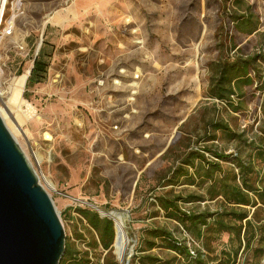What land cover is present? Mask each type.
Segmentation results:
<instances>
[{"label":"rangeland","instance_id":"374dc122","mask_svg":"<svg viewBox=\"0 0 264 264\" xmlns=\"http://www.w3.org/2000/svg\"><path fill=\"white\" fill-rule=\"evenodd\" d=\"M226 1L4 0L0 116L41 177L67 246L82 260L119 264L114 243L105 251L98 233L76 212L97 211L74 201L126 214L127 261L140 264L146 230L177 227L162 213L148 216L146 202L158 186L156 173L168 168L163 155L179 131L201 141L205 122L222 120L248 138L258 135L264 92L248 90L240 114L205 97ZM245 1L260 23L258 33L243 36L231 24L226 29L249 55L264 49V0ZM10 22L11 35L2 37ZM39 53L47 74L29 85ZM215 145L230 156L238 148L220 134ZM227 240L223 236L220 243ZM148 253L163 261L175 258L164 248ZM250 258L243 253L238 263L249 264Z\"/></svg>","mask_w":264,"mask_h":264},{"label":"trees","instance_id":"16d2710c","mask_svg":"<svg viewBox=\"0 0 264 264\" xmlns=\"http://www.w3.org/2000/svg\"><path fill=\"white\" fill-rule=\"evenodd\" d=\"M220 11L223 26L216 37L218 55L208 68L205 97L222 104L225 112L240 114L248 90L264 92V49L243 54L226 25L231 24L243 36H252L258 33L260 23L245 0L226 1ZM46 74L47 64L39 53L28 84L40 83ZM261 116L258 135L252 138L245 131H233L222 120L205 122L201 141L179 131V140L163 155L168 168L156 173L158 186L152 189L153 199L146 202L152 208L148 216L162 213L177 227L148 228L141 241L146 254L137 257L140 264H239L243 253L251 255L245 259L251 260L249 264L264 262V99ZM218 134L237 145L236 154L227 155L226 149L215 145ZM76 212L98 233L102 248L111 251L113 221L87 208ZM223 236L228 239L225 244L220 243ZM65 246L59 264H91ZM159 248L170 250L175 258L163 261L148 253Z\"/></svg>","mask_w":264,"mask_h":264},{"label":"water","instance_id":"95a60500","mask_svg":"<svg viewBox=\"0 0 264 264\" xmlns=\"http://www.w3.org/2000/svg\"><path fill=\"white\" fill-rule=\"evenodd\" d=\"M65 238L51 197L0 116V264H59Z\"/></svg>","mask_w":264,"mask_h":264},{"label":"bare ground","instance_id":"6f19581e","mask_svg":"<svg viewBox=\"0 0 264 264\" xmlns=\"http://www.w3.org/2000/svg\"><path fill=\"white\" fill-rule=\"evenodd\" d=\"M4 0H0V18L2 16V7H3ZM7 108V107H6ZM1 114V110H0ZM38 163L41 162L39 156H35ZM44 182L48 188L54 189L53 183L44 177ZM56 191V190H54ZM76 199V198H75ZM98 213L101 215L110 218L114 222L115 226V240H114V248L115 254L119 264H127V255H128V245L129 239L126 234V214L118 211H103L100 207L96 205H92ZM129 264V263H128Z\"/></svg>","mask_w":264,"mask_h":264},{"label":"built area","instance_id":"2783aa9c","mask_svg":"<svg viewBox=\"0 0 264 264\" xmlns=\"http://www.w3.org/2000/svg\"><path fill=\"white\" fill-rule=\"evenodd\" d=\"M2 20V19H1ZM1 24V22H0ZM12 22L9 23V27L8 29L7 28H4L2 30V37H5V36H9L11 35L12 33ZM3 74H4V63H3V57H2V53H1V43H0V104H3L4 103V91H3V84H2V77H3ZM37 177H38V180L40 182L41 180V177L36 173ZM41 184V183H40ZM75 203L79 204V206H83V207H86V206H89L91 208H94L92 206V204H89L87 202H78V201H74ZM95 209V208H94ZM96 210V209H95ZM98 212V211H97ZM191 255L194 256V253L191 252Z\"/></svg>","mask_w":264,"mask_h":264}]
</instances>
